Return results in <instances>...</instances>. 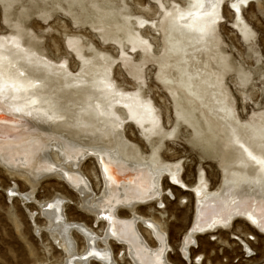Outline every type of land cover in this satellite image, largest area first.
<instances>
[{"label":"bare ground","instance_id":"obj_1","mask_svg":"<svg viewBox=\"0 0 264 264\" xmlns=\"http://www.w3.org/2000/svg\"><path fill=\"white\" fill-rule=\"evenodd\" d=\"M42 1L47 10L48 8L53 10L55 6L56 11V7H59L60 11L65 12L67 8L72 11L71 13L75 12V16H85V13L92 16L88 8L90 6L92 9V4L97 2V12L104 11L103 16L99 12L98 17H102H95L89 21H93L92 23L96 25L99 23L98 27L109 28L107 31L112 32L116 30L115 24H118L123 32L125 29L129 33L131 29V34L137 39L141 29L146 27L143 17L137 15L131 18L126 13V9L118 10V7H124V0ZM140 1H133L135 10L132 9L131 13L136 11V13L149 14L153 11L149 9L150 7L143 6ZM162 1L161 10L157 8L152 13L154 19L155 16L161 18L164 14H169V19L161 29L160 42L165 64L159 79L164 86H174L177 89L172 93L174 96L170 95L174 97L172 100L177 109V122H184L194 127V140L200 151L203 150L209 157H214L221 163L220 184L216 190L200 188L194 192L193 222H190V226L182 236L179 247L182 258L188 260L186 259L190 253L188 248L190 245H195L196 237L218 233V230L226 231L236 221L232 220L236 218H242L250 223L251 228L256 233L259 231L264 238V231L260 228L264 223V125L257 122L241 123L236 120L225 104L224 91L219 89L213 79L218 73L230 68L226 55L220 50L221 48H217L216 34L220 7L226 0ZM249 3H253L260 11L264 10L259 0L230 2L229 7L234 13L232 17L239 26L244 24L239 16L240 9L248 6ZM179 6H182V9L178 8ZM174 7L175 11L170 13ZM16 15L18 16V12ZM80 22V25L88 24L85 21L86 24ZM64 24L62 23L60 27L66 32L67 27ZM81 37L85 40L84 35ZM56 44L53 49L58 52L61 49ZM97 49L100 48L97 46ZM41 55L33 46L22 44L14 34H11V37H0V87L4 89L0 95L2 101L0 121H3L0 123V170L9 178L22 182L29 188L25 195L12 189L9 191L12 193L11 197L22 196L21 199L25 203L34 202L38 186L43 181L54 178L62 183L65 182L66 186L80 197L78 206L81 210L86 215L94 217L95 223H101L102 230L100 236L96 238L92 227L67 221L62 208L67 199L65 195H56L48 201L37 203L46 221L44 227L47 235L57 242L58 246H56L65 254L64 264H92V261L98 264L126 262L171 264L166 258L170 246L167 244L159 218L162 219L163 212H157L149 217L137 214L139 207L146 206L148 209H153L154 203L162 205V188L159 181L163 174L167 175L170 183L182 185L172 165L170 166L158 155L162 145L161 139L169 131H165L163 136L157 138L158 143H149L153 144L150 154H143L137 142H131L125 137L119 114L121 107L114 106L117 102L123 106L129 105L131 112L129 118L134 122L141 121V118L143 122H153L155 115L152 117L151 112L145 109L149 107L148 100L139 91L131 93L127 89L115 88L110 80L109 70L107 72L100 61L92 63L88 69L85 67L80 75H71L70 71L66 73L58 70L54 63ZM93 55L91 54L92 57ZM241 81L248 82V79L243 76ZM250 95L252 96L253 93ZM114 107L116 108L112 110ZM16 116H18L17 120L14 119ZM148 125L144 126V129L148 128ZM142 136L147 142L151 139L145 132ZM105 138L108 140L105 141ZM88 158H94L98 167L100 189L96 197H93L90 183L79 167L80 163ZM95 176L97 179L98 176ZM49 204L52 208L48 207ZM122 212L129 216L121 217L119 213ZM137 223L142 225L143 233L150 237L152 246L143 241L142 235L137 230ZM72 229L84 240L83 250L80 248L82 251L79 254L70 235ZM186 240L190 243L185 244ZM112 245L122 246L115 256L112 253ZM245 249L246 254L251 257V249L247 247ZM90 252L95 255L88 256ZM85 256H88L87 260L82 259ZM199 257L201 258V255ZM194 258H197V255Z\"/></svg>","mask_w":264,"mask_h":264},{"label":"rangeland","instance_id":"obj_2","mask_svg":"<svg viewBox=\"0 0 264 264\" xmlns=\"http://www.w3.org/2000/svg\"><path fill=\"white\" fill-rule=\"evenodd\" d=\"M41 1L42 0H0V37H11V34H14L22 44L33 46L39 55L42 54L41 57L44 56L43 58L54 63L58 70L66 73L70 71L71 73L69 72V74L71 75H80L85 67V69H88L91 67L92 63L100 61L103 66L106 67L107 72L109 70L108 74L113 86L115 85V88H118L119 90L127 89L131 93L139 91L146 100H148L149 107L145 109L151 112L150 115H152V117L155 115V120L153 122H143V118H141V121L134 122L133 119L131 120L129 118V116H131L129 105L127 107L122 104L120 105V102H117L119 105L117 106V104H114V106L121 107L119 114L121 115V128L124 131L125 137L131 142H137L136 144L141 148L143 154L148 155L151 153L153 144L149 143H158L159 140H157V138L163 136L165 131H169L170 133L163 136L161 139L162 145L158 155L162 157V160L169 163L170 166L172 165V168L177 172V179L179 177L178 181L182 185L177 186L170 183L167 179V175L163 174L159 181L160 187L162 188L161 201L163 207H161L160 203H154L152 207L156 211L148 209L146 206L139 207L137 210V214L145 217L157 214V212H163L162 219L158 215L157 217L161 220V226L167 244L170 246L166 252L168 262L171 264H262L264 262V238L259 231L256 233V231L251 228L250 223L244 221L242 218L232 220L236 221L226 231L218 230V233L204 234L196 237L195 245H190L188 248V250H190L188 257L191 256L192 259L184 261V259L181 258L182 253L179 248L180 240L190 226V222H193L192 203L194 202V192L196 189L200 188L209 191L216 190L220 184L221 163L216 158L209 157L208 153H205L203 150H201L202 152L200 151L199 146L196 145L194 140V127L184 122H177V109L172 100L174 98L172 97L174 96L172 93L177 89L174 86H164L159 79V74L162 72V67L165 64L160 42L161 29L167 22V19H169V14H164L161 18L155 16L156 18L154 19L152 13L157 8L160 9V5L163 1L141 0L140 2L143 6L153 9L149 14L143 12L136 13V11L131 13L132 9L135 10V4L133 3L135 0H124V7H118L119 11L126 9V13L130 15L131 18L138 15L141 18L143 17L144 22H147H145L146 27L142 28L143 30L141 29L140 35H138L139 39L131 34V29L129 30V33L128 30L126 31L125 29L123 32L118 24H115L116 30L112 32L111 30L107 31L109 28L98 27V25H100L99 23L96 25V23H92L93 21H89L98 17L97 14L99 12L103 16L102 12L104 13V11L97 12V2L95 3L92 1V3H95L92 4V9H90V6L88 5V9L91 10L92 16H88V14L85 13L84 15L88 18L87 20V18L85 19V16H75V12L71 13L72 11L70 9L67 10V8L65 12L60 11L59 7H56V11L55 6V10H51V8H48L47 10L44 7V2L42 1V5ZM259 1L264 7V0ZM24 2H27L28 5ZM230 2L231 0H226V2L221 5L219 18L216 23V34L218 36L217 48H221L220 50L226 55L230 68L226 69L224 72H220V74L218 73L213 79L219 89L224 91L225 104L236 120L241 123L257 122L264 125V10L260 11L253 3L241 7L239 16L244 24L239 26L234 22V17H232L234 13L229 7ZM23 5H25L24 7L26 8H24ZM39 7H41V9ZM178 8L182 9V6H179ZM222 8L223 10H221ZM175 9L176 8L174 7L170 13H173ZM17 12L18 16L16 15ZM11 14H13V16ZM116 14L117 13H114V15ZM102 16H99L98 18ZM42 20H44V22ZM80 21H85L89 25L85 22V26L83 24L80 25ZM62 23H65L64 25L67 27L65 29L66 32H63L64 29L61 28ZM26 35L30 36L27 37ZM82 35L85 36V40L81 39ZM21 38L24 40L23 42ZM34 38L37 39L34 40ZM116 39L119 40L116 41ZM126 40L129 44L125 42ZM54 44L57 46L59 45L58 47L61 50L56 52L53 49ZM77 46H79V48ZM86 46L88 47L86 48ZM97 46L100 49H97ZM49 47L51 49H49ZM80 50L83 51L81 52ZM115 51L116 53H114ZM89 52L90 55H88ZM91 54H94L93 57ZM87 55L89 56L88 58ZM68 58L70 59V62ZM238 68L240 71H238ZM233 70L234 72H232ZM227 76L229 77L227 78ZM243 76L247 77L248 82L241 81ZM139 85H141V89H138ZM251 93H253L252 96L250 95ZM170 95L172 96L170 97ZM116 107L112 108V110ZM157 113H160V115H157ZM185 124L186 126H191V129L188 126H184ZM147 125L148 128L144 129V126ZM182 126L185 129L182 128ZM144 132L151 137L149 142L145 141L142 136V133ZM173 133L175 134L176 137H174L176 139L173 137ZM106 139L107 138H105V141L108 140ZM169 152L170 154L168 155ZM93 159L94 158H88L84 160L80 163L79 167L87 181L90 183L93 197H96L99 195L100 183L97 174L98 167ZM95 175L98 176L97 179ZM27 187L28 186L24 183L9 178L2 170H0V264H64L65 254L59 249V247H57V242L47 235L44 227L46 221L42 217L41 209L37 204L45 202L46 200L48 201L56 195H65L67 198L62 207L63 212L65 211L64 215L67 221L82 225L84 224L90 228L92 227V229L95 230L93 231L96 238L100 236L102 230L101 223H95L94 217L89 214L86 215L85 212L81 210L78 206L80 197L75 192L71 191L69 189L70 187L68 188L65 182L62 183L59 180H54V178L43 181L36 190L34 202L29 201V204L21 199L22 196L11 197L12 195L9 193L10 190L14 189L21 195H25L26 192L28 193L29 191V188ZM119 215H121V217L129 216V214L127 215V213L123 212L119 213ZM141 226V224L137 223L138 232L142 235L143 241L149 246H152L153 244L150 237H147V235L143 233V227ZM70 235L72 241H74L76 245V251L79 254L83 250L82 246L84 240L74 229L71 230ZM213 237H215V239H213ZM244 246L251 249V257H246V252L244 253L246 247L244 248ZM121 248L122 246L112 245L111 249L113 251H111L113 255L115 256ZM197 253L201 255V258H194ZM93 262L94 261H92V264H98ZM125 264H128V262Z\"/></svg>","mask_w":264,"mask_h":264},{"label":"snow or ice","instance_id":"obj_3","mask_svg":"<svg viewBox=\"0 0 264 264\" xmlns=\"http://www.w3.org/2000/svg\"><path fill=\"white\" fill-rule=\"evenodd\" d=\"M203 6H204V5L202 4V7H203ZM3 91H4L3 87H0V95H2ZM0 103H2V101H0ZM0 123H3V121H0ZM105 172H107V169H105ZM10 194H12V193H10ZM48 207H49V208H52V205L49 204ZM161 207H163V205H161ZM225 224H226V222H225ZM260 228H261V231H264V223L261 224ZM213 239H215V237H213ZM184 243H185V244H188V243H190V241H187V240H186ZM93 255H95V253H91V252L88 253V256H93ZM196 255H197V258H199V254L197 253ZM205 255H206V253H205ZM88 256H85V257H83L82 259L87 260V259H88ZM186 259L191 260L192 257L189 256V257H186Z\"/></svg>","mask_w":264,"mask_h":264},{"label":"built area","instance_id":"obj_4","mask_svg":"<svg viewBox=\"0 0 264 264\" xmlns=\"http://www.w3.org/2000/svg\"><path fill=\"white\" fill-rule=\"evenodd\" d=\"M244 253H245V250H244ZM247 258H249V255L248 254H245ZM182 258V257H181ZM183 260V259H182ZM185 261V260H184Z\"/></svg>","mask_w":264,"mask_h":264}]
</instances>
